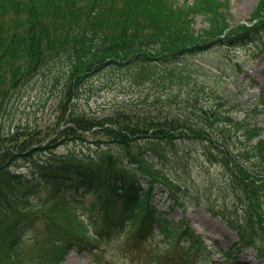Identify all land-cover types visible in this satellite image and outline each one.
Listing matches in <instances>:
<instances>
[{
    "label": "trees",
    "instance_id": "obj_1",
    "mask_svg": "<svg viewBox=\"0 0 264 264\" xmlns=\"http://www.w3.org/2000/svg\"><path fill=\"white\" fill-rule=\"evenodd\" d=\"M230 10V0H0L1 258L24 261L26 242L42 235L45 224L47 235L57 238L37 264H60L71 249H98L117 235L139 246L159 234L169 248L162 264L178 258L183 261L176 264H195L202 236L167 216L188 200L225 221L239 238L235 247L264 255V128L252 120L260 110H248L242 119L235 117L236 107L222 110L227 102L200 79L205 72L194 60L264 35V0L251 25L231 24ZM198 16L208 22L202 31L195 26ZM94 75L106 83L117 75L139 85L169 80L174 89L153 97L148 108L129 102L92 115L77 103ZM43 78L49 96L61 91L59 110L48 123L18 121V104ZM166 101L177 110L159 109ZM86 134L94 135L97 150H58L85 142ZM190 140L220 163L230 187L225 206L213 198L214 184L202 191L166 170V148ZM104 145L117 146L122 156L101 150ZM160 172L169 177L159 180ZM159 191L167 194L164 207L155 202ZM80 214L83 224L72 226ZM184 237L192 243L181 254ZM35 247L36 241L29 250Z\"/></svg>",
    "mask_w": 264,
    "mask_h": 264
},
{
    "label": "rangeland",
    "instance_id": "obj_2",
    "mask_svg": "<svg viewBox=\"0 0 264 264\" xmlns=\"http://www.w3.org/2000/svg\"><path fill=\"white\" fill-rule=\"evenodd\" d=\"M175 1L182 5L191 3L194 0ZM230 4L231 24L234 26L252 24L251 17L259 5V0H230ZM195 26L199 31H202L208 26V22L203 16H198ZM194 60L200 64L201 71L205 72H199L200 79L208 85V88L215 90L222 97L221 100L227 102L222 110L236 107V110L240 111L235 114V117L242 119L246 111L255 110V107L258 106L257 109L260 110L258 117H253L252 120L257 121L264 128V103H260L264 95L263 35L246 43H234L218 47L202 57L194 58ZM117 77L120 79H116V81L114 79L111 83H106L102 76H92L83 87L82 98L78 101L77 108L90 111L92 115L109 114L129 102H138L140 106L148 108L147 105L153 101V97L165 96L168 91H172L169 89H174L169 86L171 82L169 80L165 82L161 80L160 84L156 83L155 85L152 83L139 85L135 81L132 82L133 80L128 77L119 75ZM43 81L46 82L47 79L43 78V80L33 83L21 99L17 109L18 121L26 122L36 117L39 122L48 123L50 118L54 116V110H59L57 108L61 91L49 96L46 93L48 86ZM175 84L178 85L176 82ZM205 98H207L206 101L209 100L207 96ZM210 99L213 100L212 97ZM162 105L166 106V110H177L178 107L175 103L172 104L166 101L161 102L158 108H163ZM152 108L156 110L155 106ZM85 139V142L81 143L70 141L68 144L60 146L58 150L65 152L75 150L77 153L82 152L84 154L97 150L93 134H86ZM200 145L199 142L190 140L181 143L177 149L167 147L169 164L166 170L171 174H176L182 180L193 182L196 188L202 191L207 185L214 184L213 198H216L218 206H225V200H229L225 196H229L228 190L230 187L228 188L225 185V180L220 175L221 165L213 157L206 156ZM107 149L110 155L114 157L121 155L120 148L117 146L106 147L104 145L101 147V150ZM159 174V180L169 177L166 172H160ZM159 189L157 188L156 191ZM165 198L166 196H162V193L159 192L155 202H159L160 206H164ZM84 201L86 206H90L92 198L87 195ZM177 204L180 207L168 211V218L183 219L195 234L202 236L198 250V253L202 256L199 255L195 264H214L212 261L215 260H219L217 264H264V255H259L252 248L241 252L234 251V254L229 257L227 252L237 239L235 233L225 221L213 215L202 204H196L193 200L177 202ZM94 212L97 213L98 210L95 209ZM82 215L80 214L78 219L74 220L71 225L83 224L84 218ZM39 229L43 234L37 236L35 240L26 242L24 261L16 263L15 257L2 254L0 264H37L43 262L46 255L54 250L52 239L57 237L47 235L45 224ZM84 232L86 233L85 230ZM30 235L33 236L34 234L30 233ZM163 238L162 234L151 236L147 241L136 246L132 240L117 235L102 240L96 250L69 251L61 264H162L163 256L169 252V248L166 246L167 240H163ZM35 241L36 247L29 250L35 245ZM181 243H186L188 247H181ZM191 243V239L184 237L178 247L180 253L186 252ZM223 250L227 252L224 253ZM205 255L208 257L204 258ZM180 261H183V259L178 258L174 263ZM45 264L49 263L46 262Z\"/></svg>",
    "mask_w": 264,
    "mask_h": 264
}]
</instances>
